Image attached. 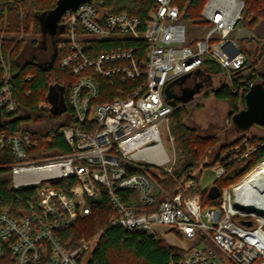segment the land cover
I'll list each match as a JSON object with an SVG mask.
<instances>
[{
	"label": "built area",
	"instance_id": "1",
	"mask_svg": "<svg viewBox=\"0 0 264 264\" xmlns=\"http://www.w3.org/2000/svg\"><path fill=\"white\" fill-rule=\"evenodd\" d=\"M153 1L145 22L127 13H103L90 2L63 15L66 39L59 45L60 67L76 82L67 102L73 123L57 134L69 151L37 158L33 153L51 144L53 132L0 131V152L11 158L0 167V180L13 189L35 187L40 211L12 215L0 208V264H78L93 240L81 238L66 249L55 234L89 216L103 193L116 214L110 227L156 238L173 233L192 241L188 250L181 249L180 264H221L220 258L229 264H264V206L245 203L248 193L239 191L242 184L222 189L218 207L210 208L202 207L200 193L187 195L192 180L172 196L151 173H170L173 166L159 127L175 110L165 96L174 81L194 75L209 60L221 73L211 78L218 82L208 92L224 86L236 91L234 74L244 68L246 57L228 37L244 4L207 0L197 20H186L175 0ZM186 23L199 37L187 40ZM8 76L5 70L0 73L1 117L17 112ZM99 79L114 88L107 102H94L101 94ZM251 86L245 82L244 95ZM258 148L245 140L229 147L211 168L214 181L224 176L225 166L247 159ZM65 179L76 180L67 194L51 185ZM119 191L135 196L123 202ZM146 207L154 211H142Z\"/></svg>",
	"mask_w": 264,
	"mask_h": 264
},
{
	"label": "trees",
	"instance_id": "2",
	"mask_svg": "<svg viewBox=\"0 0 264 264\" xmlns=\"http://www.w3.org/2000/svg\"><path fill=\"white\" fill-rule=\"evenodd\" d=\"M57 0H0V34H20L29 32L31 34H41V19L51 9L55 7ZM207 0H175V4L180 9L185 10L186 20H197L200 12ZM243 2L241 21L246 27L256 26L264 30V0H240ZM88 2L98 6L103 13H127L136 16L141 22L147 21L150 13L155 7L153 0H89ZM64 16L59 23L63 24ZM238 24V23H237ZM237 26V25H236ZM35 42L31 39L2 38L0 39V73H3L4 64L8 67L9 82L12 88L13 97L17 105V112L11 116L1 117L0 131L15 133L29 131L38 133L29 128V125L40 121L44 114L50 120V128L44 133L48 135L54 133L51 144L40 145L33 154L37 158L47 155L65 154L69 151L62 136L57 131L64 126L73 123L71 109L67 103L71 89L76 82V77L60 67L61 52L59 51L60 41L55 43V51H52L50 60L45 66L29 59L21 61L22 55L28 45ZM63 44V43H62ZM252 45V49H249ZM241 52L246 57L244 68L234 74V93L227 87H220L212 91L215 99L228 101L232 113L230 117L244 108L245 82L252 85L259 83L264 85V44H257L254 39H242ZM243 47V48H242ZM249 50H247V48ZM111 48V47H110ZM106 46V49H110ZM221 73L217 65L212 61L205 60L194 75H187L183 80H176L172 83H189L195 89L201 90L211 82V78L219 76ZM201 78L198 82L195 79ZM101 94L94 102L102 103L114 97V88L106 82L100 80ZM188 85V84H187ZM188 85V88H191ZM166 102L175 107L171 119V135L174 139V151L177 162L173 164L170 173L161 170H152L155 180L164 189L167 195H176L182 191L183 185L188 181H193V188L187 192L192 196L200 193L202 207H218L220 200H209L207 189L202 190L199 185L200 175L206 168H212L217 162L222 161L225 151L245 140L252 143L254 139L239 138L229 144L217 146L215 138L198 136L193 130L185 127L181 122V111L183 105L181 101L167 96ZM61 99L66 108L65 112L52 115L49 107H39V103H47L48 95ZM243 132V131H242ZM254 143H257L255 141ZM31 158V156H29ZM264 160V146H260L255 153L247 159L234 162L225 166L224 176L213 182L219 192L230 187L243 175L251 171L254 166ZM11 158L4 152H0V167L9 164ZM3 170H0V173ZM76 184L75 179H65L52 182L55 188L63 189L68 193L70 187ZM123 202L126 198L133 197L132 192H118ZM35 187H21L13 189L7 181L0 180V208H6L10 214L19 212H30L33 210L40 213L35 207L36 201ZM28 202L33 205L29 209ZM158 203V200L156 201ZM142 211L152 212L153 207H146ZM113 210L106 194L103 193L101 202L91 214L79 219L71 228L61 232H56L58 242L66 249L74 247L79 239L93 240L89 251L78 259V264H180L184 251L168 245L162 238H156L145 232L125 231L120 228L110 227V222L116 214ZM85 256V257H84ZM221 264H229L225 259L220 258Z\"/></svg>",
	"mask_w": 264,
	"mask_h": 264
},
{
	"label": "rangeland",
	"instance_id": "3",
	"mask_svg": "<svg viewBox=\"0 0 264 264\" xmlns=\"http://www.w3.org/2000/svg\"><path fill=\"white\" fill-rule=\"evenodd\" d=\"M235 30L229 35V39H233L238 43V45L242 46V39H254L256 43L259 45L264 44V30L257 28L256 26L246 27L241 21L236 24ZM201 35H203L207 29H201ZM31 28L29 32H20V34H0V39L2 38H14L16 40L20 39H31L39 41L40 38L37 35L31 34ZM42 37L45 34H40ZM200 35V36H201ZM186 37L187 40L190 41L195 37H199L197 31L191 27L189 23H186ZM56 39L62 41L66 39V35L62 32L60 35L56 36ZM240 47V46H239ZM241 48V47H240ZM243 48V47H242ZM247 50L248 47H246ZM251 50V49H250ZM37 56L39 61L45 62L47 57H45L39 50L35 49V47H28L25 49L21 61L29 60L31 57ZM5 71L8 72V67L4 64ZM261 72H264L262 68ZM217 80H213L209 85L201 88L199 92L195 90L192 85L189 83H177L169 88V92L167 96H171L172 99L175 97L184 99L188 97L187 102H182L183 105L181 111V122L182 124L193 130L200 137L207 138H215L217 140V146L229 144L239 138L246 139H254L252 143L248 142V145L252 146H264V126H259L253 124L246 131H238L231 121L230 113H232V109L230 103L228 101H219L214 98L212 92H208L212 87L217 85ZM191 88H188V85ZM186 90V92H184ZM187 93V95H186ZM184 101V100H183ZM43 103V102H41ZM41 103H39V107H41ZM50 120L45 117L43 114L40 118V121L30 124L29 128L35 132L40 134H44L50 128ZM171 119L170 117L164 123H162L159 127L160 137L163 147L172 159V163H176V156L174 151V139L171 135ZM257 141V143H254ZM260 167H264V160H261L257 163L254 168H251V171L243 175L238 181L231 184L230 187L240 186L246 180H248L256 171L260 170ZM152 169V168H151ZM153 170V169H152ZM200 188L202 190L207 189L209 185L214 182V175L211 168H206L202 171L200 175V180L198 181ZM162 233L163 231L160 230ZM162 240H164L168 245L175 246L184 250H188L192 246V241L180 238L173 233H165L161 236ZM85 257V256H84Z\"/></svg>",
	"mask_w": 264,
	"mask_h": 264
},
{
	"label": "water",
	"instance_id": "4",
	"mask_svg": "<svg viewBox=\"0 0 264 264\" xmlns=\"http://www.w3.org/2000/svg\"><path fill=\"white\" fill-rule=\"evenodd\" d=\"M88 1L89 0H57L55 7L49 10L41 19V33H47L50 35V37L54 38L57 34L61 33V30H58L60 27L59 21L61 20V17L67 11H75L78 5ZM61 28L63 30L64 26H61ZM185 77H187V75L181 77L179 80H183ZM195 90L199 92V89ZM184 92H186V90ZM187 97L184 99H176L181 102H187L189 99ZM47 102L49 103V112L52 115L63 113L66 110L63 104H57V98L51 94L48 95ZM231 121L238 131H246L253 124L264 126V85L256 83L250 87V89L244 95V108L233 114L231 116ZM1 123L2 121L0 112V126ZM206 195L209 200H216L219 197L218 187L211 185L208 187ZM245 225L248 226L249 223H245Z\"/></svg>",
	"mask_w": 264,
	"mask_h": 264
},
{
	"label": "bare ground",
	"instance_id": "5",
	"mask_svg": "<svg viewBox=\"0 0 264 264\" xmlns=\"http://www.w3.org/2000/svg\"><path fill=\"white\" fill-rule=\"evenodd\" d=\"M240 192L246 191L248 195L243 196L248 204H258L264 206V167L256 171L240 188Z\"/></svg>",
	"mask_w": 264,
	"mask_h": 264
},
{
	"label": "flooded vegetation",
	"instance_id": "6",
	"mask_svg": "<svg viewBox=\"0 0 264 264\" xmlns=\"http://www.w3.org/2000/svg\"><path fill=\"white\" fill-rule=\"evenodd\" d=\"M60 22V21H59ZM60 27L58 28V30H61V33L63 32L61 26H63V24L59 23ZM61 33L57 34L56 36L60 35ZM56 36L54 38L50 37L49 34H45L44 37H42L41 35H38V37L40 38L39 41H36L31 43V47H35V49L39 50L45 57H47L48 60H46L45 62H40L39 59L37 58V56H33L30 59L34 60L36 63L45 66L47 64V62L50 60L51 55H52V51L54 52V46L56 41H60L58 39H56ZM249 49H252V45L248 46ZM57 104L61 105V99L57 100Z\"/></svg>",
	"mask_w": 264,
	"mask_h": 264
},
{
	"label": "crops",
	"instance_id": "7",
	"mask_svg": "<svg viewBox=\"0 0 264 264\" xmlns=\"http://www.w3.org/2000/svg\"><path fill=\"white\" fill-rule=\"evenodd\" d=\"M175 247V246H174ZM176 248H178V247H176ZM179 249H181V248H179Z\"/></svg>",
	"mask_w": 264,
	"mask_h": 264
}]
</instances>
